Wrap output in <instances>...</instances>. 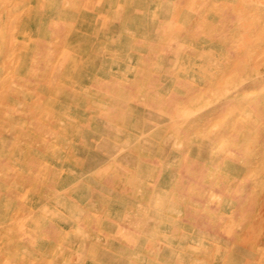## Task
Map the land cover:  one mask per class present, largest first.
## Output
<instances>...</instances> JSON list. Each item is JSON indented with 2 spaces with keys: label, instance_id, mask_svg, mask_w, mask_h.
<instances>
[{
  "label": "rangeland",
  "instance_id": "obj_1",
  "mask_svg": "<svg viewBox=\"0 0 264 264\" xmlns=\"http://www.w3.org/2000/svg\"><path fill=\"white\" fill-rule=\"evenodd\" d=\"M0 264H264V0H0Z\"/></svg>",
  "mask_w": 264,
  "mask_h": 264
},
{
  "label": "bare ground",
  "instance_id": "obj_2",
  "mask_svg": "<svg viewBox=\"0 0 264 264\" xmlns=\"http://www.w3.org/2000/svg\"><path fill=\"white\" fill-rule=\"evenodd\" d=\"M244 18V17H243ZM246 18V17H245ZM252 50V49H251ZM257 72V71H256ZM238 73V72H237ZM247 74V73H246ZM236 75V74H235ZM246 76H248L249 77V75H246ZM228 78V77H227ZM253 79V78H252ZM257 79V78H256ZM228 80V79H227ZM240 80V79H239ZM245 80V79H244ZM258 80V79H257ZM243 81V80H242ZM248 81H249V79H248ZM226 83V82H225ZM241 85V84H240ZM240 106V105H239ZM231 108V107H230ZM242 108V106L240 107V109ZM233 111H235V110H233ZM242 111V110H241ZM230 182V181H229ZM197 196H199V195H197ZM228 205H229V203H228ZM205 209V208H204ZM197 210V209H196Z\"/></svg>",
  "mask_w": 264,
  "mask_h": 264
}]
</instances>
